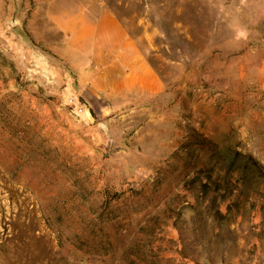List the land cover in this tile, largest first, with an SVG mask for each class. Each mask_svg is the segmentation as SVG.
<instances>
[{"label":"rangeland","instance_id":"1","mask_svg":"<svg viewBox=\"0 0 264 264\" xmlns=\"http://www.w3.org/2000/svg\"><path fill=\"white\" fill-rule=\"evenodd\" d=\"M50 5L109 9L162 93L103 113ZM0 264H264V0H0Z\"/></svg>","mask_w":264,"mask_h":264},{"label":"crops","instance_id":"2","mask_svg":"<svg viewBox=\"0 0 264 264\" xmlns=\"http://www.w3.org/2000/svg\"><path fill=\"white\" fill-rule=\"evenodd\" d=\"M48 13L65 42L53 52L65 57L81 92L104 102L99 107L103 113L152 101L162 93V83L136 40L109 9L50 5Z\"/></svg>","mask_w":264,"mask_h":264},{"label":"built area","instance_id":"3","mask_svg":"<svg viewBox=\"0 0 264 264\" xmlns=\"http://www.w3.org/2000/svg\"><path fill=\"white\" fill-rule=\"evenodd\" d=\"M65 104L69 107L70 111L76 115L88 113L87 110H85V105L79 102L78 96L75 93H70L67 96Z\"/></svg>","mask_w":264,"mask_h":264}]
</instances>
